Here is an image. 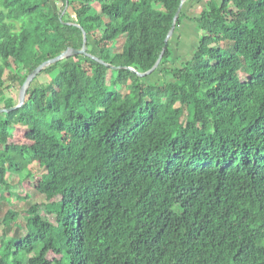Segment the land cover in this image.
Returning a JSON list of instances; mask_svg holds the SVG:
<instances>
[{
	"label": "trees",
	"instance_id": "1",
	"mask_svg": "<svg viewBox=\"0 0 264 264\" xmlns=\"http://www.w3.org/2000/svg\"><path fill=\"white\" fill-rule=\"evenodd\" d=\"M181 3L0 0V109L69 49L118 67L124 37L129 67L69 57L0 113L2 193L10 174L44 170V201L0 218V264H264V0H207L197 17L183 6L175 32L189 21L204 33L194 55L174 65L170 40L163 80L139 77Z\"/></svg>",
	"mask_w": 264,
	"mask_h": 264
},
{
	"label": "rangeland",
	"instance_id": "2",
	"mask_svg": "<svg viewBox=\"0 0 264 264\" xmlns=\"http://www.w3.org/2000/svg\"><path fill=\"white\" fill-rule=\"evenodd\" d=\"M206 2L207 0H191L184 4V10L190 17H197L203 8L206 7ZM57 8H60L58 4ZM203 36L204 33L198 30L196 23L185 21L182 27L174 33V36L171 39V48L174 52L173 64L182 67L183 64L189 61L194 55ZM124 41L125 38H121L116 48L112 50V52L119 57L120 65L122 66L127 65V60L123 54ZM221 46L224 47V44ZM49 79L50 78L47 75H43L39 78L38 83L47 84ZM147 80L151 82H160L163 78L159 73H156L152 74ZM118 89L121 90L120 87ZM13 134L15 141L18 144H29L32 138L30 132L23 127L16 128L13 131ZM30 168L33 172L32 178L28 179L23 184H20V176L10 174V189L2 193L0 188V218L2 220L6 218L10 210L19 211L20 213L23 212L26 209L24 199L26 196H29V198L36 203L44 201V198L37 192L44 170L39 168L37 164H32ZM51 221L63 230H66L65 218H62L61 216H52ZM18 224L24 228V225L26 224L25 219L21 218ZM16 230L17 228H14L8 239H12L15 236ZM3 234L4 231L2 232V235Z\"/></svg>",
	"mask_w": 264,
	"mask_h": 264
},
{
	"label": "water",
	"instance_id": "3",
	"mask_svg": "<svg viewBox=\"0 0 264 264\" xmlns=\"http://www.w3.org/2000/svg\"><path fill=\"white\" fill-rule=\"evenodd\" d=\"M187 0H182V3H181V6L179 8V10L177 11V14H176V17H175V22H174V26H173V29L170 31L167 39H166V46H165V49L160 57V59L158 60V62L156 63V65L153 67L152 70H150L149 72L147 73H139L137 72L136 70L132 69L131 70L138 74L139 77L141 78H145V77H149L151 76L160 66V63L164 57V54L168 48V45H169V42L170 40L172 39V37L174 36V33H175V29H176V23L178 21V18L181 14V11H182V8L184 6V4L186 3ZM83 33H84V41H85V44L87 42V34L86 32L83 30ZM78 55H85V56H89L91 58H93L94 60H97L99 62H101L102 64L106 65V66H109L113 69H124V68H129L128 66H118V67H115V66H112V65H109L108 63L104 62V61H101L99 60L97 57H94L92 56L91 54L88 53V48L87 46L85 45L83 47V49L81 50H74V49H69L68 51H66L65 53H63L62 55L54 58V59H51V60H48L47 62L43 63L41 66H39L26 80L25 84L23 85L21 91H20V96H19V103L17 106L11 108V109H0V113H9V112H12L14 110H18L20 109L21 107H23L24 103H25V100H26V96H27V93H28V90L31 86V84L33 83V81L42 73V71L46 68H48L49 66L57 63V62H60L64 59H67L69 57H72V56H78Z\"/></svg>",
	"mask_w": 264,
	"mask_h": 264
}]
</instances>
